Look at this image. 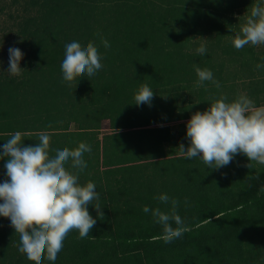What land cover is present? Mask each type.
Instances as JSON below:
<instances>
[{
  "label": "trees",
  "instance_id": "trees-1",
  "mask_svg": "<svg viewBox=\"0 0 264 264\" xmlns=\"http://www.w3.org/2000/svg\"><path fill=\"white\" fill-rule=\"evenodd\" d=\"M31 2L37 14L23 18L17 31L26 45L21 75L0 73V152L15 131L29 133L23 144L33 146L37 133L49 132L50 155L78 142L89 144L92 151L84 154L87 168L79 180L96 185L103 212L100 217L88 205L96 219L89 237L80 239L73 230L56 261L45 259L43 264H264V165L249 162L242 153L218 169L198 157L151 160L157 152L143 144L152 142L154 132L140 141L141 128L104 134L100 143L97 138L101 119L115 128L163 122L179 116L175 110L191 106L197 92L200 97L229 95L236 77L246 81L244 91L257 106L264 102V94L250 95L255 91L250 93L254 69L224 70L235 54L253 67L264 63V45L238 51L227 41L253 1ZM72 41L82 47L93 42L103 64L95 76L78 77L73 87L62 81L60 68L65 44ZM200 43L207 48L203 55L195 52ZM193 65L210 69L220 88L211 82L196 88ZM141 84L153 90L151 105L133 102ZM70 123L74 129L68 128ZM6 160L0 158V182L7 179ZM160 194L179 201L177 212L188 228L171 243L160 238L162 226L151 213L142 211L143 206L168 211L170 205L156 199ZM18 244L10 220L0 216V264H34L18 251Z\"/></svg>",
  "mask_w": 264,
  "mask_h": 264
},
{
  "label": "clouds",
  "instance_id": "clouds-1",
  "mask_svg": "<svg viewBox=\"0 0 264 264\" xmlns=\"http://www.w3.org/2000/svg\"><path fill=\"white\" fill-rule=\"evenodd\" d=\"M227 41L238 51L249 45H264V0H253L238 30L229 35ZM101 43L105 48L110 47L103 37ZM195 52L205 54V44L200 43ZM8 53L7 72L12 76L21 75L20 61L24 54L16 47H10ZM101 59L93 42L83 47L77 41L65 44L60 65L62 81L73 87L78 77L95 76L103 68ZM193 68L197 76L196 88H206L205 82L220 88V82L210 69L196 65ZM256 68L264 69V64H257ZM153 96V90L141 84L133 102L151 105ZM205 101L208 108L193 112L186 121L189 143L187 147L179 144L180 155L190 160L198 157L210 169L227 166L241 153L249 162L264 165V104L257 106L245 93L231 100L224 94L209 95ZM8 135L0 152V158L7 157L4 164L7 179L0 182V216L10 220V226L19 236L18 251L27 260L34 264H43L45 259L54 262L70 232L77 231L80 239L89 237L96 219L90 215L88 205L103 217L96 185L92 181L81 184L79 180V173L87 168L84 154L91 153V146L78 142L72 149H55V154L50 155L51 137L47 131L36 134L38 142L34 146L23 144L29 133L15 131ZM69 163L70 168L66 167ZM156 199L170 205L169 210L143 206L142 211L151 213L154 222L162 226L160 238L171 243L188 231L177 212L179 201L167 194H160ZM187 203L185 199L186 206Z\"/></svg>",
  "mask_w": 264,
  "mask_h": 264
},
{
  "label": "rangeland",
  "instance_id": "rangeland-1",
  "mask_svg": "<svg viewBox=\"0 0 264 264\" xmlns=\"http://www.w3.org/2000/svg\"><path fill=\"white\" fill-rule=\"evenodd\" d=\"M32 0H0V73H4L10 75L7 72L8 69V60H9V53L8 49L10 47L19 48L22 53L24 49H26V45L21 43V35L17 32L18 24L23 18H33L37 14L36 5L31 2ZM39 2V0H37ZM253 1V0H252ZM240 14L243 15L245 12H241ZM229 58V54H227L226 58ZM22 61V59H21ZM20 61V62H21ZM233 63L226 64L224 66V70H230L231 72H235L240 66L245 67L247 69H254L257 75H254L253 79V86L250 88V94L254 97L258 95L264 94V69H257L256 66H251L250 61H247L243 55L235 54L233 57ZM243 62V65H241ZM258 64H261L258 62ZM264 64V63H263ZM20 67H22L20 65ZM23 68V67H22ZM249 83V82H248ZM258 85L257 88L254 85ZM259 89V91H257ZM138 90V89H137ZM195 94V93H194ZM196 96L193 97L191 106L187 107L188 111H195L199 109H206L208 108V102L205 99L208 96L200 97L199 93L195 94ZM207 95V94H204ZM264 103V102H262ZM148 106V104H147ZM102 122V132L106 131V121ZM105 126V127H104ZM69 129H74V123L69 124ZM242 157L238 159V164H242ZM244 162V160H243Z\"/></svg>",
  "mask_w": 264,
  "mask_h": 264
},
{
  "label": "crops",
  "instance_id": "crops-1",
  "mask_svg": "<svg viewBox=\"0 0 264 264\" xmlns=\"http://www.w3.org/2000/svg\"><path fill=\"white\" fill-rule=\"evenodd\" d=\"M237 78H239V77L235 78L236 80H235V83L233 84L234 87L231 89V91H229V95H227L230 99L235 98L236 95H238L240 93L246 94V90L244 91V89H245L244 85H245L246 81L245 80L242 81L241 78H239V79H237ZM262 104H264V103L260 102L259 105H262ZM192 113L193 112L188 111L187 109L185 111L175 110L173 114H180V115L176 116L172 119H169V120H166L163 122H157V123H148V122L143 121L142 125H139L138 127H129V128L128 127H120V128L111 127L109 120L107 118L101 119L99 121L97 138H98V141L100 143L101 137L104 134L110 135L113 133H117L119 131L125 132V131L132 130L135 128H138V129L141 128L140 132L142 130H143V132L141 135L139 134V136H140L139 138H140V141H142L143 139H145L144 137L149 134V131H151L152 133L154 132V134L152 136V142L148 141L147 144H143V146H147L148 148H150L151 152H154V151L157 152L156 156L153 157V159H151V160L162 159L165 162L166 158H174L177 156L178 157L181 156L179 153V150H178L179 144L183 143L185 145V147L188 146L189 141L186 137V121L190 118ZM183 114H186V116ZM182 116H185V117H182ZM177 117H181V118H177ZM103 120L106 121V123H105L106 131H104V132L101 131L102 130V122L101 121H103ZM74 128H75V126H74ZM157 130L159 131L160 135L157 134V132H156ZM160 136L165 137V138L159 139ZM155 138L157 139V141H155ZM145 154H149V153L145 152ZM140 155H143V154H140ZM127 160H129V159H127ZM138 162H142V161H138Z\"/></svg>",
  "mask_w": 264,
  "mask_h": 264
}]
</instances>
